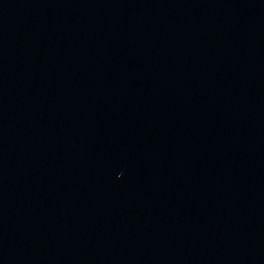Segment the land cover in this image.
Returning a JSON list of instances; mask_svg holds the SVG:
<instances>
[{
	"label": "water",
	"instance_id": "obj_1",
	"mask_svg": "<svg viewBox=\"0 0 264 264\" xmlns=\"http://www.w3.org/2000/svg\"><path fill=\"white\" fill-rule=\"evenodd\" d=\"M0 264H264V100L218 0H0Z\"/></svg>",
	"mask_w": 264,
	"mask_h": 264
}]
</instances>
